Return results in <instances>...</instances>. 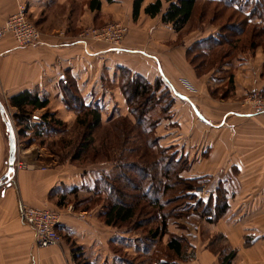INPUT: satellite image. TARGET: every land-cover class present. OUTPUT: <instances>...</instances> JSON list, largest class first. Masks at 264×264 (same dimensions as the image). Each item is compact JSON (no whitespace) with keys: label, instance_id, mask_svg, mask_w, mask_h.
I'll list each match as a JSON object with an SVG mask.
<instances>
[{"label":"crops","instance_id":"1","mask_svg":"<svg viewBox=\"0 0 264 264\" xmlns=\"http://www.w3.org/2000/svg\"><path fill=\"white\" fill-rule=\"evenodd\" d=\"M95 1L101 2L99 10L91 8ZM157 1L143 0L135 19V0H113L112 3L106 0H0V27L17 12L20 4H24L28 18L39 28L42 38L39 44L30 47L18 46L10 35L0 40V100L6 106L16 133L14 115L17 109L11 107L9 99L26 91L48 98L49 109L62 119L74 114L64 105L59 89L60 80L69 73L87 102L102 100L105 109L111 106L129 114L126 99L118 86L120 68L129 69L153 84L162 79L173 90L175 104L171 115L157 128L160 144L192 161L196 153L206 154L212 148L203 145L207 141V129L217 131L219 136L222 130L237 134L235 119L263 122L264 115L244 113L251 110L250 104L245 102L249 94L258 92L264 96V55L259 49L253 57L239 54L236 62L225 65L223 71L216 69L199 76L187 59L188 49L196 41L216 35L218 29L201 33L195 39L194 34L198 31L178 33L171 24L162 21L168 8L165 0H162V11L156 17L145 13V9ZM110 23H122L129 28L119 47L90 38L85 44L79 42L85 29L101 28ZM231 71L234 72L232 88L227 77ZM105 79L116 85L110 92ZM44 112L36 111L34 120L37 121ZM201 128L202 134L199 133ZM164 141L169 143L162 144ZM260 148L264 153V144ZM8 158V133L0 114V179L7 172ZM245 164V159L238 158L228 166L243 173ZM61 171L29 163L27 168L16 170L9 185L0 187V264H77L73 245L82 248L89 264H126L113 253L109 258V244L132 242L126 249L136 251L135 241L124 240L125 237L115 233L114 228L101 222L98 210L83 212L80 218L63 214L58 227L62 243L46 249L35 245L33 230L22 220V207L54 211L57 199L64 204L67 200L62 197L68 196L72 187L83 185L81 175L66 181ZM196 177L204 175H190V178ZM239 193L230 201L231 209L237 196H243ZM258 199L264 202V194ZM223 221L217 227L208 224L207 229L210 234H222L227 239V247L236 251L232 264H264V206L251 213L231 211ZM201 235L200 227L192 230L190 242L195 255L187 264H220V254L211 248L210 242L202 240ZM245 237L258 239L247 246ZM89 250H94V260L88 259Z\"/></svg>","mask_w":264,"mask_h":264},{"label":"trees","instance_id":"2","mask_svg":"<svg viewBox=\"0 0 264 264\" xmlns=\"http://www.w3.org/2000/svg\"><path fill=\"white\" fill-rule=\"evenodd\" d=\"M106 1L113 2V0ZM199 1L165 0L168 8L162 16L163 23L171 24L178 33L182 32L192 19ZM202 1L219 6L224 10V12L220 11L221 15L215 12L213 18L221 21L217 17L226 16L229 17L230 22L224 25L223 30H218L216 35L198 40L188 49L187 59L199 76H204L216 69L223 71L225 65L236 62L239 54L245 53L251 47L257 48L258 40L264 36V0ZM142 2L143 0H135V19L139 16ZM100 6L101 2L95 1L91 8L99 10ZM162 8L163 2L158 0L150 4L145 9V13L156 17L161 13ZM255 20L260 22L256 23ZM244 37H246L245 40H243ZM228 74L229 87L232 88L234 72L231 71ZM118 86L126 99L128 111L135 121L134 125L143 132L145 142L148 141L147 146L143 143L144 149L140 155L139 162H143L128 163L129 155L123 150L126 144H130L128 134L123 144L116 150V157H121L118 160L115 158L116 163L120 161L117 175L112 176L106 172H99L94 180L93 188L89 189L85 186V188L75 187L69 190V193L74 195H77L80 190L89 193L75 204V209L83 206L81 209L89 212L101 204L103 208L99 211V218L105 225L118 230L132 231L134 234L144 230L145 241H148V245L145 242L141 243H143V253H149L147 264H187L194 258L195 252L192 245L183 237L173 236L166 244L165 249L174 254L173 259L165 258L159 246L160 255H153L152 246H156V242L167 235L169 219L199 216L208 223L226 219L231 210L230 201L238 191H232L229 179L222 178L211 192L208 202L198 200L194 191L208 177H183L182 173L189 168L188 157L179 156L173 148L163 147L160 144L156 136L157 126L164 118L171 115L175 104L172 90L164 80L158 79L153 84L129 69L120 68ZM59 89L64 105L77 114V126L82 130L83 143L78 147V158H76L79 160L83 156L85 158L93 149L90 137L94 130L102 124L105 105L102 100L87 102L70 73L65 74L60 80ZM9 102L11 107L17 109L14 120L18 135L31 140V145L34 139L39 140L54 133L62 134L66 131L65 123L49 109L50 100L45 96L37 92L26 91L11 97ZM157 106H160V115L155 118V115L152 116L151 113ZM38 110H45V112L35 121L34 113ZM119 119L129 120L122 116ZM60 147L63 151L66 149L63 140H60ZM123 153L127 159L124 158ZM96 154L102 156L104 162L114 161L112 157L110 158L111 153L109 154L106 150H102V154L100 152ZM149 177L155 180L160 178V180H156L155 184H148ZM62 199L66 200V195ZM257 239L247 237V243L252 245ZM72 251L77 264H89L83 256L82 248L73 245ZM220 256L222 258L220 264H232L236 251L226 247L221 250ZM117 258L126 264H135L133 260L121 259L120 256ZM143 263L140 262V264Z\"/></svg>","mask_w":264,"mask_h":264},{"label":"rangeland","instance_id":"3","mask_svg":"<svg viewBox=\"0 0 264 264\" xmlns=\"http://www.w3.org/2000/svg\"><path fill=\"white\" fill-rule=\"evenodd\" d=\"M220 11L224 12L221 7L208 4L200 0L194 13V17L187 24L186 28L184 29V33H193L198 31L197 34H194L193 39H195L196 36L200 35L201 33L207 34L217 29L223 30L224 25L228 24L230 20L229 17L226 16L217 17L221 21L213 18V14L215 12L221 15ZM245 39L246 37L243 38V40ZM258 41L259 46L257 48L253 49V47H251L243 54L253 57L259 49V53L264 55V36ZM104 82H106L108 85L109 90L107 91L109 92L110 89L112 90L116 86L115 84H110L109 81L107 82L106 79ZM54 107L55 106H53L52 109ZM244 113L250 114L251 110L244 111ZM56 114V117L61 119L66 125V131L62 134L54 133L39 140L34 139L31 145V140L20 137L17 133L18 165L21 164L23 168H27L29 163H32L36 166L48 167L53 171L61 169L64 178L66 177V181L68 178L81 175L83 178L81 179L83 185L78 186L80 188H85L86 186L90 189L93 188L94 180L99 172H106L112 176L119 173L118 166L120 165V161L118 163L115 162V158H117L116 150L117 147H120V145L123 144V140L128 134L130 138L128 139L130 144H126L124 147L125 149H123L124 152L129 155L130 160L128 159V163L143 162H139L141 159L140 155L144 149L143 143H145L147 146L148 141L145 142L143 132L140 128L134 125L135 121L130 113L128 114L126 111L122 112L111 106L105 109V112L102 114V124L94 130L92 137H90V139H92V151L89 152L85 158L83 156V158L79 160H76V158H78V147L83 143V134L82 130L77 126V114L71 113L68 116H65L67 118L64 117V119H62L61 115L58 113ZM151 114L152 116L155 115V118H158L160 115V106H157ZM121 116L124 118H129V120L126 119L121 121V119H119ZM234 123L236 125L237 134H228L229 131L226 132L225 130H222L223 133L219 136L217 131L212 132L207 129L208 137L206 138L207 141H205V144L203 145H211L212 148H209L206 154L196 153L193 161L188 158L189 168L182 173V176L185 178H190V175L194 174L208 177L206 178L207 180H204L202 185L194 191V193H200L201 197H197V199L203 200L204 202L206 200V202H208L211 192L215 189L220 179H229L231 190L238 191V193L240 192L239 194L242 193L241 195H243L240 196V198L237 196L238 200L234 203L230 213L231 211H236L237 214H242V212L251 213L253 211H257L258 208H263L264 206V202L258 199L259 195L264 194V153L261 152L260 148L261 145L264 144V121L257 123L253 119L245 118L235 119ZM199 133H203L202 128L199 129ZM156 136L157 139H160L157 129ZM60 140H63V145L66 148L64 151L60 147ZM166 143L169 142L164 141L162 144ZM131 149L133 150L131 151ZM102 150H106L109 154L111 153L110 158L112 157V160L114 161H102V156H97L96 154V152H100V154H102ZM125 153L123 154L125 155ZM124 158L127 159L126 155ZM238 158H243L246 161V169L243 173L238 171L236 168H229L228 166L231 164L233 159L238 160ZM118 159H121V157H118L116 160ZM132 177H134L133 173ZM156 180H160V178ZM156 180L153 177H149L147 179V183L155 184ZM68 184L70 183H62V185ZM88 195L89 193L84 190L78 191L77 195L68 194V196H66L67 201L64 203V205L60 206L59 204H61V201L59 198L57 201L55 200L57 209H54V211L60 215V220L61 216L67 213L80 218L81 213L86 211L81 209L83 206L81 208L79 207V209H75V204L77 202L79 203V201ZM173 195L174 194H172V196ZM102 208L103 206L99 204L91 211L96 212L98 210L97 213H99ZM223 220L225 219H221L214 223H208L203 217L199 216L183 219H169L167 235L164 238L159 239V241L156 242V246H152V251L154 252L153 255H160V247L162 249V255L165 256V258L173 259L172 256H174V254L170 251H166L165 249L166 244H168V242L171 240V237H183L186 242L191 244L190 240L192 239V230L197 228V226L200 227V232H202L201 239L210 242L211 248L220 254L221 250L227 247V239L220 233L217 234L215 232L210 234V231L207 229V225L211 224L212 226L217 227L218 224V226H220L222 224L221 222H224ZM100 221L103 222L101 219ZM153 226L150 227L153 228ZM114 230L115 233L124 236V240H134L137 249L136 251L132 249H126L127 247L132 246V242L127 241L129 244L127 243L128 245H126L125 242L122 241L116 245L113 241L109 244V251L111 252V254H109V258L113 257V254L115 253V255L122 257L121 259L127 258L133 260L135 264H140V262L147 264L149 253L144 254L142 247L144 242L148 245V241H145V231H138L136 232L137 234H134L132 231L118 229ZM262 241H264V238H262ZM245 244L248 246L250 245L247 243V237H245ZM87 256L88 259L94 260V250L87 251ZM99 264L102 263L100 262Z\"/></svg>","mask_w":264,"mask_h":264},{"label":"built area","instance_id":"4","mask_svg":"<svg viewBox=\"0 0 264 264\" xmlns=\"http://www.w3.org/2000/svg\"><path fill=\"white\" fill-rule=\"evenodd\" d=\"M129 33V28L122 23H110L101 28H87L80 35V43L85 44L90 38L97 42H105L113 47H119ZM12 36L18 46L30 47L42 40L39 28L28 18L27 7L20 4L17 12L10 16L0 27V40ZM255 115H264V96L253 92L245 99ZM16 170L24 169L21 164H15ZM201 197L200 193H196ZM23 222L34 232V243L40 249L58 246L63 238L58 231L61 223L60 215L47 208L23 206L21 209Z\"/></svg>","mask_w":264,"mask_h":264},{"label":"water","instance_id":"5","mask_svg":"<svg viewBox=\"0 0 264 264\" xmlns=\"http://www.w3.org/2000/svg\"><path fill=\"white\" fill-rule=\"evenodd\" d=\"M0 114L5 122L7 133H8V142H9V158H8V168L6 174L0 179V187L2 184L9 185L11 182V177L15 175L16 168L15 164L17 161L18 153V135L15 131L14 125L10 117L8 116L6 106L0 100Z\"/></svg>","mask_w":264,"mask_h":264}]
</instances>
